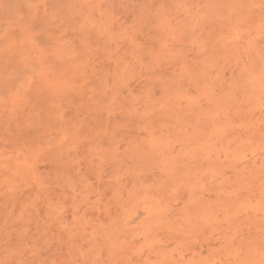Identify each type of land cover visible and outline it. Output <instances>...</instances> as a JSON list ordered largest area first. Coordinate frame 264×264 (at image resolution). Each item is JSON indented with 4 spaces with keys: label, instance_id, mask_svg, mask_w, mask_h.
I'll return each mask as SVG.
<instances>
[{
    "label": "rangeland",
    "instance_id": "rangeland-1",
    "mask_svg": "<svg viewBox=\"0 0 264 264\" xmlns=\"http://www.w3.org/2000/svg\"><path fill=\"white\" fill-rule=\"evenodd\" d=\"M0 264H264V0H0Z\"/></svg>",
    "mask_w": 264,
    "mask_h": 264
}]
</instances>
